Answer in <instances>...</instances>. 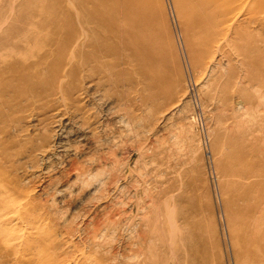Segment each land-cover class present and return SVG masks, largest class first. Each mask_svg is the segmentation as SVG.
I'll use <instances>...</instances> for the list:
<instances>
[{
    "label": "rangeland",
    "instance_id": "rangeland-1",
    "mask_svg": "<svg viewBox=\"0 0 264 264\" xmlns=\"http://www.w3.org/2000/svg\"><path fill=\"white\" fill-rule=\"evenodd\" d=\"M147 3L0 0L1 183L51 264H264V0L220 32ZM145 19L155 57L109 29Z\"/></svg>",
    "mask_w": 264,
    "mask_h": 264
},
{
    "label": "bare ground",
    "instance_id": "bare-ground-1",
    "mask_svg": "<svg viewBox=\"0 0 264 264\" xmlns=\"http://www.w3.org/2000/svg\"><path fill=\"white\" fill-rule=\"evenodd\" d=\"M113 1L117 2V0ZM252 3L253 0H178V5L181 12L184 14L194 13L195 16L198 17V23L201 30H211L218 23H221L222 26L219 29V32L224 31L225 29L227 30L229 26L235 21L237 9H244L246 12H249L252 8ZM122 4L123 7H125L124 13L128 14L129 16L132 15L133 9H135V12L133 11L134 15L142 14L146 18L150 13L147 0H122ZM125 5H127L128 8H126ZM126 17L128 19V16ZM111 21L112 23L113 21L117 23L115 17H113ZM112 26L113 24L109 29H113L112 33L116 34L112 35L116 36L117 38L119 37V39L123 38L121 41L126 38V41H123V43L127 47L133 48L137 54L141 53L143 55L147 54L149 56L155 57L154 53L156 54L155 50L157 51V46L153 42H148L150 39L149 34L152 33L151 23L148 19L141 20L138 27L132 28L129 31H125L123 33L118 32L117 28H113ZM139 27L146 31H150L151 33L147 34V32H136ZM87 174L89 175L90 173L88 172ZM138 186H140L139 183H132L130 189L131 192L133 191L135 194L139 189ZM97 187V185H94L92 188H90V190H94ZM11 194H13V190H9L4 187L0 180V245L10 244L7 247L13 250L15 257H21V263L51 264V261H54V259L52 260L51 257L45 259L43 257L44 253L41 248L45 244L44 239H46V241L50 242L51 244L53 243V238L44 237V235H42L40 226L41 223L38 214L28 211L30 210L29 200H16L15 196H12ZM66 261V264H71L70 259H67ZM53 263L54 262H52V264ZM72 264L75 263L72 261Z\"/></svg>",
    "mask_w": 264,
    "mask_h": 264
}]
</instances>
